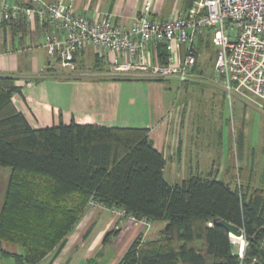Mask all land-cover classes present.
<instances>
[{"label": "trees", "instance_id": "obj_1", "mask_svg": "<svg viewBox=\"0 0 264 264\" xmlns=\"http://www.w3.org/2000/svg\"><path fill=\"white\" fill-rule=\"evenodd\" d=\"M18 3L32 7L30 1ZM1 24L16 33L30 28L25 17L12 12ZM197 48L200 56L215 48L209 32ZM213 53L215 64L216 48ZM200 56L193 72L202 78ZM168 58L165 47H158L157 62L165 65ZM16 94L22 89L14 78L0 75V167L11 169L0 212V252L14 264H40L60 249L90 205L110 212L119 207L127 214L116 216L120 219L166 222L159 238L138 237L119 264H264V183L256 182L254 164L247 163L246 122L235 129L233 183L211 172L172 184L149 128L75 121L34 128L14 103ZM217 219L244 231L243 259ZM4 243L20 253L6 252Z\"/></svg>", "mask_w": 264, "mask_h": 264}, {"label": "crops", "instance_id": "obj_2", "mask_svg": "<svg viewBox=\"0 0 264 264\" xmlns=\"http://www.w3.org/2000/svg\"><path fill=\"white\" fill-rule=\"evenodd\" d=\"M146 2L147 0H75V7L78 14L93 19H98L105 14L112 15L118 22L124 23L131 29L135 15L143 9ZM17 3L16 0H0V75L13 77L15 85L21 87L22 94H16L13 100L32 127L43 128L58 125L61 122L70 124L75 121L79 124H99L108 127L149 128L155 148L164 154L167 160L165 177L170 168L171 175L184 170L183 179L190 175L206 176L212 172L217 179L227 183L234 182L233 156L236 154L237 145L236 133L228 124L231 116L225 115L223 131H220V145L217 153L222 155L223 163L215 161L212 155L215 146L211 142L207 144L209 158L206 160L203 158V160L195 157L192 147H202L203 144L193 142L191 134L186 130L189 102L185 100L182 105H179L178 98L172 99L169 93L172 83L178 85V95L181 90L187 88L186 85L182 86L180 82L174 80L163 83L145 78L114 80L104 77L102 73L110 66L113 56L105 51L98 52L94 48L79 53L74 64L84 65L90 60L92 69L102 77L76 79L81 80L80 84L61 80V77L55 75L62 67L61 63L53 60L43 47L44 28L39 25L34 28L30 26L27 33H16L9 26L5 29L2 27L3 6H13ZM190 4L191 0H155L154 12L161 20H166L174 14L187 10ZM151 53L155 55L154 50H151ZM99 67L102 69L98 70ZM122 82L133 83L132 85L136 87L130 101L127 97L126 105L122 103L124 95L121 92L123 84L126 83ZM210 85L214 88L211 90L213 95L222 97L223 103L226 104L228 98L223 85L215 82H211ZM117 88L120 92L113 96V90ZM109 92H112V97ZM241 105V107L244 106L243 103ZM130 109L134 111L131 113ZM247 110L243 108L241 118L247 117L250 109L248 112ZM234 114L237 115L236 111ZM225 126L229 131L225 129ZM226 130L229 132L227 139ZM246 137L248 150L253 156L252 162L260 164L259 173L258 168H255L256 182L264 183V162L257 159L259 154L264 157L263 144L254 147L249 142L247 128ZM202 151L206 152L204 149ZM187 170H190V173H187ZM9 176L8 173L7 180ZM176 177L178 178L177 175ZM7 185L8 181L2 191L4 196ZM164 223L165 225L160 226L158 230L159 236L166 226V222ZM155 225L156 222H151L149 227L136 224L113 216L103 206L90 205L63 246L47 256L40 264H119L138 237L152 240L149 237L153 236ZM110 232L115 233L106 240ZM232 238L238 240L233 236ZM3 249L8 253H20L18 248L8 243H4ZM0 264H14V259L0 252Z\"/></svg>", "mask_w": 264, "mask_h": 264}, {"label": "built area", "instance_id": "obj_3", "mask_svg": "<svg viewBox=\"0 0 264 264\" xmlns=\"http://www.w3.org/2000/svg\"><path fill=\"white\" fill-rule=\"evenodd\" d=\"M25 1H30L32 7L4 5V18L12 12L14 18L25 17L32 28L42 26L43 47L65 68L74 67L75 57L86 49L108 52L113 61L102 73L104 77L186 82L197 76L193 72L200 56L197 42L209 32L217 50L214 82L223 85L230 103L237 98L243 104L263 107L264 0H191L187 10L166 20L154 12L155 0H147L135 15L131 29L109 14L98 19L80 15L73 0ZM160 46L169 54L165 65L156 60ZM110 210L115 216H127L119 207ZM129 218L136 224L150 226L146 219ZM244 244L246 247V240ZM261 249L264 253V239ZM244 250L238 251L241 259Z\"/></svg>", "mask_w": 264, "mask_h": 264}, {"label": "rangeland", "instance_id": "obj_4", "mask_svg": "<svg viewBox=\"0 0 264 264\" xmlns=\"http://www.w3.org/2000/svg\"><path fill=\"white\" fill-rule=\"evenodd\" d=\"M73 2H75V0H73ZM43 41L45 43V39ZM214 50L215 48H213L211 51L206 50L204 53H202V55L199 58L200 59L199 67L201 66V68L204 71L202 78H200L201 75H197V74H196L197 76H192L188 80L187 83L188 84L192 83L194 85L192 86L191 84H189V87L184 90H181V93L179 95H178V90H177L178 85L176 83H172L171 85L172 89L171 91H169V93L172 99L175 100L178 98V102L180 103L179 105H182V102L185 100L189 102L188 110L186 113V121H187L186 130H187V133L191 134V140L193 142H197L200 145L203 144L202 147H195V146L192 147L193 155L195 157L197 156L202 159L205 158V160L209 158L210 156L207 151L208 149L207 144H210L211 142L212 145L215 146V148H213L214 151L212 150V155L214 156L215 161H218L219 163L221 162L223 163L224 159L222 160L221 158L222 155H220V153H217V152L219 151L218 149L220 145V131L223 129L222 125H223V118L225 117V115L227 116L229 115V117L231 116L230 117L231 118L230 127L232 128L233 132H235V129L239 128L240 123L246 122L249 142L252 143L254 147L260 146L261 143L263 144L262 147H264V104H263V107L257 106V104H252V105L243 104L244 106L241 107L242 105L240 101L237 98H234L232 103H230L228 100L226 102L227 104L226 106V104L223 103L222 97L213 95L211 90H214V88L211 87L210 84L211 82L214 83V78H215L214 58H213V61L211 59V56H213L214 54L213 53ZM61 68H63L64 70ZM61 68H59L58 71L56 70L58 73L55 75L58 77H61L60 78L61 80H70L69 82H71L72 84L81 83V80H76V79L102 77V75H99L96 71H94V69H92L93 65L91 64L90 60L87 61V63L84 65L78 64L76 66L74 64V67L65 68L62 66ZM109 79L130 80L134 78H132L131 76L119 75V76L109 77ZM122 83H126V82H122ZM132 84L133 83L123 84L121 92H122V95H124V98L122 100V103L124 102L125 105L127 104L125 103L127 97L129 98V101H130V98L133 97L135 94L136 87ZM39 91H40V88H39ZM119 92H120L119 88L115 89V91L113 90V96ZM109 94L112 97V92H109ZM110 103H111V100H110ZM243 108L244 109L246 108L248 110L250 109L249 112L247 110L248 112L247 117L244 116L247 120L244 117L243 118L240 117L243 113ZM133 111L134 110L130 109L131 113ZM235 111L237 115L234 114ZM225 129L228 130V127L225 126ZM227 130H226V139H227V136L229 135V132H228L229 130L228 131ZM247 145H246V153L248 154L247 163L249 164V162L252 161L253 156H252V152L248 150ZM203 149L206 152H203V151L201 152V150ZM198 150L200 152H198ZM213 152L215 153L213 154ZM257 159H259V161L261 162H264V157L260 154L257 156ZM253 164L254 166L252 169L254 170L255 168H258V173H259L260 164L259 163L256 164L255 161ZM186 172L190 173V170H187ZM8 173L10 175L11 173L10 168L0 167V212L2 209L4 197H5L4 194H2V191L8 181L7 180ZM170 173H171V169L169 168V172L166 173V179L170 183L179 182L184 177V174H183L184 170H181L179 171V173H176L173 175H171ZM176 175L178 176V178L176 177ZM163 224L165 225L163 221H157L156 225L153 226L154 228L153 233H152L153 236L149 238L151 239L159 238L160 236H159L158 230L160 229V226H162ZM242 240L244 241L245 239L242 238ZM234 244H235L236 251L241 250L243 247L242 243L239 240H234Z\"/></svg>", "mask_w": 264, "mask_h": 264}, {"label": "water", "instance_id": "obj_5", "mask_svg": "<svg viewBox=\"0 0 264 264\" xmlns=\"http://www.w3.org/2000/svg\"><path fill=\"white\" fill-rule=\"evenodd\" d=\"M216 222L219 225L225 227L230 233L231 237L235 236L236 238L240 239L244 238V231L240 227L221 219H217Z\"/></svg>", "mask_w": 264, "mask_h": 264}, {"label": "bare ground", "instance_id": "obj_6", "mask_svg": "<svg viewBox=\"0 0 264 264\" xmlns=\"http://www.w3.org/2000/svg\"><path fill=\"white\" fill-rule=\"evenodd\" d=\"M233 237H235V236H233ZM236 238V237H235ZM241 243H242V250H244V248H245V244H244V241L242 240V239H240V238H237Z\"/></svg>", "mask_w": 264, "mask_h": 264}]
</instances>
